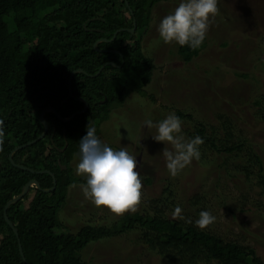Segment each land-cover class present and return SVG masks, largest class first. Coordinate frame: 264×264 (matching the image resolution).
I'll return each instance as SVG.
<instances>
[{
	"label": "trees",
	"instance_id": "16d2710c",
	"mask_svg": "<svg viewBox=\"0 0 264 264\" xmlns=\"http://www.w3.org/2000/svg\"><path fill=\"white\" fill-rule=\"evenodd\" d=\"M160 1L0 0V121H3L0 264H84L81 249L88 242L134 229L138 232L137 242L146 250L156 252L161 258L160 264H264L250 245L224 240L196 226L193 216L202 210L194 211L196 202L190 201L184 213L173 217L162 213L161 208L152 214L127 211L111 227L85 224L74 233L58 218L68 186L78 180L67 160L79 150V139L86 134V126L95 127L97 133L114 106L123 103L133 89L140 91L152 79L154 58L143 52L142 37L151 27L152 10ZM133 22L134 30L130 32ZM203 47L204 43L198 49L184 46L177 53L190 61ZM101 65L98 74L93 75ZM79 68L83 71L71 75ZM241 75L245 77L247 72ZM82 98L87 103L86 109L69 121L45 111L46 134L30 142L43 129L39 118L43 108H54L66 117L84 106ZM62 99L65 101L61 102ZM263 99L264 96L255 97L253 104L261 107ZM229 104L234 108L233 103ZM175 113L183 122H188L182 125L186 137L199 135L204 145L216 153L223 151L234 157L235 171L243 174L245 180H255V186L262 189H258L260 196L264 197L263 160L249 144L250 151L243 158L241 147L246 142L233 135L232 130L237 127L233 120L239 116L233 111L218 113L217 122L208 131L190 112L176 108ZM161 119L157 117V121ZM53 126L57 129L51 136ZM16 146L19 147L15 149ZM63 147L61 151L59 148ZM206 160L201 153V158L191 165L198 166ZM249 163L256 165L255 172L250 170ZM44 170L52 172L56 179L55 187L48 191L41 188L51 187L52 177ZM142 177L147 184L152 180L150 174ZM29 179H36L41 188L29 186L24 195L6 208L7 218L17 230L16 236L4 218L3 209ZM167 188L169 192L163 191L168 194L155 202L163 209L174 202L168 201L174 193L170 186ZM254 203L257 209L264 206V202Z\"/></svg>",
	"mask_w": 264,
	"mask_h": 264
},
{
	"label": "rangeland",
	"instance_id": "374dc122",
	"mask_svg": "<svg viewBox=\"0 0 264 264\" xmlns=\"http://www.w3.org/2000/svg\"><path fill=\"white\" fill-rule=\"evenodd\" d=\"M178 1L158 2L152 10L151 27L142 37L143 52L154 58L151 81L140 91L133 89L123 103L114 106L109 118L100 123L96 135L109 147H125L137 158L142 195L135 211L152 214L161 208L162 213L173 217L184 213L190 201L196 202L194 211L207 210L215 216V221L205 227L208 231L224 240L250 245L264 262V206L257 209L254 203H263L264 197L260 196L258 189H262L255 186V180H245L243 174L235 171L234 157L223 151L216 153L204 143L200 151L207 157L206 163L200 161L198 166L192 164L177 176H170L161 152L164 145L157 144L151 136L155 135V128L152 131L143 127L145 118L155 122L158 116L163 119L181 108L202 121L209 131L210 125L217 122L218 113L233 111L239 116L233 120L237 124L233 135L246 142L241 147V156H247L249 144L264 165V99L261 107L253 104L255 97L264 96V0H218V11L210 18L204 47L190 61L178 55L181 46L175 42L163 43L157 32L160 19L173 11ZM243 71L247 76L241 75ZM67 161L78 180L68 186L58 218L71 233L85 224L111 227L120 215L105 206L94 205L81 191L86 180L76 174L79 150ZM248 166L254 172L257 169L256 165ZM145 174L152 176L149 184L143 180ZM166 186L173 189L168 201L174 202L163 209L155 202L168 194L163 191L169 192ZM177 207L180 213H176ZM240 207L244 208L239 210ZM197 215L193 216L195 220ZM137 234L134 229L88 242L81 249L82 261L84 264H160L156 252L137 242Z\"/></svg>",
	"mask_w": 264,
	"mask_h": 264
},
{
	"label": "clouds",
	"instance_id": "9594fccd",
	"mask_svg": "<svg viewBox=\"0 0 264 264\" xmlns=\"http://www.w3.org/2000/svg\"><path fill=\"white\" fill-rule=\"evenodd\" d=\"M217 2L179 0L174 10L160 19L157 25L159 38L165 44L175 42L181 47L200 48L206 39L210 18L218 11ZM182 124L174 111L155 122L151 118L143 121L144 128H155L152 139L163 143L161 152L165 167L173 177L201 158L200 146L204 143L199 135L186 137ZM2 125L3 121H0V133ZM137 167V158L125 147H109L96 135L95 127L86 126V134L79 139V161L76 164V174L86 180L81 186L85 199L96 206L107 207L115 215L135 211L142 195V178ZM175 211L180 213L181 209L177 207ZM214 221L215 216L201 210L194 223L205 228Z\"/></svg>",
	"mask_w": 264,
	"mask_h": 264
},
{
	"label": "water",
	"instance_id": "95a60500",
	"mask_svg": "<svg viewBox=\"0 0 264 264\" xmlns=\"http://www.w3.org/2000/svg\"><path fill=\"white\" fill-rule=\"evenodd\" d=\"M126 4H127V1H126ZM134 26H135V24H134V22H133V26L129 29L130 32H133V30H134ZM117 31H118V30L114 31L113 36H112L111 39H113V38L115 37ZM98 41H99V40H98ZM94 46L96 47V43H94ZM102 66H103V65H101V66L98 68V70H97L93 75L98 74V72L101 70ZM75 71H83V70H82L81 68H79V69H77V70H73V71L71 72V75H72ZM71 75H70V77H69V80H70V78H71ZM82 100H83V102H84V106H83L80 110H77V111H74V112L70 113L69 116H67V117H63V116H61V115H60V114H59L54 108H51V107L43 108L42 111H41L40 114H39L40 121H41L42 124H43V129H42L41 133H40L36 138L32 139L30 142L36 141L37 139L43 137V136L45 135V133H46V130H47V124H46L45 119H44V112H45V111H49V110H51V111L54 112V113L59 117V119H61L62 121H69L70 119L73 118V116H74L76 113H81V112H83V111L86 109V107H87V103L85 102V100H84L83 98H82ZM20 146H21V145H20ZM17 147H19V146H16L15 149H16ZM9 157L11 158V153L9 154ZM21 167H25V166H22V165H21ZM64 167H65V165H62V168H64ZM26 168H27V167H26ZM29 169H30V168H29ZM30 170L33 171L32 169H30ZM44 171L49 172V171H47V170H44ZM49 173H50V175H51V177H52V185H51V187H49V188H41L39 182H38L36 179H29V180H28V181L22 186V189H21L20 193H19L17 196H15V197L9 199V200L5 203V205H4V209H3L4 218H5L6 222L8 223V225L12 228V230L14 231V233H15L16 236H18L17 230H16V228L13 226L12 222L7 218V215H6V208H7V206H8L10 203L15 202L16 200H18L22 195H24V194L26 193V191L28 190L29 186H31V185H35L37 188H41V189L44 190V191H48V190H50V189H53V188L55 187V184H56V179H55V176H54V174H53L52 172H49ZM18 248H19V252L21 253V255H22V257H23V253H22V249H21V245H20V243H19V240H18Z\"/></svg>",
	"mask_w": 264,
	"mask_h": 264
},
{
	"label": "flooded vegetation",
	"instance_id": "af4514ba",
	"mask_svg": "<svg viewBox=\"0 0 264 264\" xmlns=\"http://www.w3.org/2000/svg\"><path fill=\"white\" fill-rule=\"evenodd\" d=\"M65 101V99H62L61 100V102H64ZM49 111H51V110H49ZM57 116V115H56ZM69 116V115H68ZM67 117V116H66ZM57 118L59 119V117L57 116ZM46 122V121H45ZM47 124V123H46ZM48 126V125H47ZM48 128V127H47ZM57 129V126L55 127V126H53V131H52V134H51V136L53 135V132L55 131ZM85 130H86V128H85ZM101 130V129H100ZM47 131V130H46ZM61 132H62V135L65 137V129L64 128H62L61 129ZM46 134V133H45ZM66 144H67V141L65 140V143H64V145L66 146ZM61 151L64 149V147L63 148H59ZM76 152V151H75ZM74 153V152H73Z\"/></svg>",
	"mask_w": 264,
	"mask_h": 264
}]
</instances>
